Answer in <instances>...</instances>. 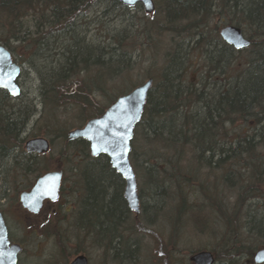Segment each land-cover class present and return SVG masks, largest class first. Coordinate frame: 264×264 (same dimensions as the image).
Wrapping results in <instances>:
<instances>
[{
  "label": "trees",
  "instance_id": "1",
  "mask_svg": "<svg viewBox=\"0 0 264 264\" xmlns=\"http://www.w3.org/2000/svg\"><path fill=\"white\" fill-rule=\"evenodd\" d=\"M91 2L0 0V41L6 45L11 41L26 42L37 47L52 33L71 32ZM156 4L157 9H162L163 19L152 29L157 34L167 33L172 48L165 52L159 73L149 77L154 78V85L135 128L130 160L141 182L151 184L153 197L169 198L177 207L172 219L174 227L181 230L187 227L184 223L182 228L183 219L201 216L200 227L193 223V229H186L224 232L216 244L218 249L212 251L219 253L220 260L217 255L216 259L221 264H236L242 254L253 256L257 246H264V215L259 214L257 200L264 198V0H157ZM28 11L38 15L34 30L22 25ZM220 15L224 16L222 21L228 17V24L241 26L251 38V45L236 49L225 42L215 22ZM177 37L194 42L191 50L188 44L182 51ZM118 44L122 50L116 54L86 47L83 53L65 55L64 62L48 69V74L41 77L44 114L38 122L43 121L35 126L53 143L56 138L64 139L57 151V165L65 169L75 164V169L70 168L76 175L73 180L87 183V205L95 217L105 208L107 230L118 222V212L123 213L118 182L124 179L108 156L91 154L86 139H68L69 131H65V122L57 111L70 108L84 125L107 107L99 99L100 92L112 103L117 99L111 87L124 78L122 61L130 60L132 54L129 44L123 45L121 38ZM111 50H119L118 45ZM191 51L203 56L204 80ZM239 55L243 58L237 59ZM214 73L221 77L210 89L206 78ZM47 110L51 114L56 111L55 122L46 118ZM32 111L19 107L8 114V110L0 108V161L10 154L15 160L25 155L19 164V174L23 173L24 179L29 173L38 177L49 169L56 153L47 156L22 149L21 154H14V147L22 145L20 137ZM228 193L233 204L223 201V195ZM138 226L145 229L144 225ZM117 244L118 260L135 258L136 248H121L123 237Z\"/></svg>",
  "mask_w": 264,
  "mask_h": 264
},
{
  "label": "rangeland",
  "instance_id": "2",
  "mask_svg": "<svg viewBox=\"0 0 264 264\" xmlns=\"http://www.w3.org/2000/svg\"><path fill=\"white\" fill-rule=\"evenodd\" d=\"M116 1L120 3L119 0H92L89 9L80 14V17L78 21H76L75 27L71 32L63 30L62 32L60 30L61 32L58 31L52 33L48 40L44 41L43 44L37 47L36 45H27L26 42L21 44L19 41H11L10 46L16 50L17 59L23 63V76L20 81L22 86L21 96L9 97L6 100L9 104V111H18L19 107L33 110L30 121L20 137V139H23V142L21 143L22 145L20 147H14V154H21L22 149L25 150L24 145L28 139L44 135L39 134L35 128L37 123V126L40 124L42 125L43 119L39 122L38 120L44 114L43 96L41 93V77L48 74V69L64 62L67 55L73 54L76 51L83 53V51H85L84 48L86 47H99V50L109 51V54H116L122 50L119 48L120 44H118V39L121 38L123 45L129 44L127 46H129V49L132 51L130 60L126 59L122 61V65L119 64L122 69H126L124 72V78L122 77V79L117 81L114 85L112 84L113 87L110 86L114 92L118 94L115 98H117L120 93L128 92L133 87L145 82L149 77H152L151 75L159 73L160 67L164 63L165 52L169 48H172V41L167 33L157 34L154 32L155 30L153 31L152 29L154 23H160L159 21H162V9H157L156 4L155 11L153 13H147L142 4L125 6L122 3L117 4ZM156 1L157 0H155V2ZM223 17V15H220L215 19V22L218 23L219 31L221 27L227 25L230 21L228 17H225L222 21ZM37 21L38 15L32 11H28L22 18V25L24 28L34 30ZM40 28L42 27L40 26ZM176 40L182 45V51L187 50L188 44L190 45L188 50H191V46L194 43L192 41L189 42L188 39H180L179 37H177ZM47 41H49V43H47ZM28 43L31 44L30 40ZM116 45H118L119 50H111ZM96 53L98 52L96 51ZM190 53L192 54L193 62L198 67L197 72L200 75L203 74L204 80L205 70L201 67L202 61L204 62V59L201 58L203 56H201L200 53L196 54L193 51ZM239 57L243 58L242 55H239L237 56V59H239ZM126 66H128V68H126ZM215 76L214 73V76L206 78L208 79V86L210 89L215 88V80L218 79L220 81L219 77L221 76ZM0 98H2L1 92ZM99 99L107 107L112 103V101H109L107 96L102 95L101 92L99 93ZM4 110H6V108H4ZM63 110L65 111V108L58 110L57 115L60 116L62 122H65V131L83 125V123L72 114L73 111L70 108L65 112ZM55 114L56 111H53L51 114L50 111L47 110L46 118L50 122H55ZM53 124L54 123H52L51 126ZM44 136L47 137V135ZM48 137L50 139V136ZM51 143V150L45 154L51 156V154L56 153L51 160L52 163L50 164L49 169H62L63 167L57 165L60 158L57 151L59 146H62L64 143V139L62 137L56 138L55 143L52 141ZM80 151L81 150H78L76 152ZM21 155L15 160L13 155L10 154L9 158L0 161V163H4V170L0 165V191H7V193L10 194V197H19L20 192L33 184L37 178V176L32 173L27 174L25 179L22 176L23 173L19 174V164L24 161L25 157V155ZM49 160L50 159H47L48 162ZM77 161L78 158H76L75 162ZM15 165L18 166V171ZM73 165L75 166V164ZM74 166L70 168L75 169ZM70 168H65L68 175L74 174L70 172ZM134 169L137 171L135 167ZM45 171L46 170L42 173ZM24 180L26 182L21 184ZM137 183L141 202L144 206V210L139 215V225H144L145 229L142 230L138 226L137 232H133L131 242L130 234H127V232L124 233V245L121 246L124 250H127L128 246L136 248L135 258L127 257L125 261L114 262L113 259L107 257L106 262V259L100 256L98 250L91 249V264H193L190 260L192 252L200 249L213 250V248H217L216 244L224 232L192 231L193 223L194 226L197 225L199 227L202 224L201 216L196 219L185 218L182 220L180 223L182 228L184 223H186L187 227L191 229H186L187 227L185 226L181 230L174 227L173 225L175 223L172 225V219H174V216L177 214V207L173 204L171 205L169 198L165 197L163 200L154 198L153 189L150 188L151 184L145 181L141 182L139 175H137ZM223 196L225 199L223 200L224 202L228 204L234 203V199L229 197V193ZM0 198L3 199V196H0ZM257 200L260 201V207L258 210L259 214L264 215V198ZM11 224L12 230H17V221H14L13 218H11ZM259 246L257 247L259 248ZM56 251V249H53L51 243L46 244L45 247H35V245L32 247L30 246L29 251L27 252L29 254L27 262L28 264H44L49 255L56 253ZM38 254L39 256H42L39 257ZM216 255L218 258L219 253H216ZM239 257L240 258L236 264H256L253 256H248L246 253Z\"/></svg>",
  "mask_w": 264,
  "mask_h": 264
},
{
  "label": "water",
  "instance_id": "3",
  "mask_svg": "<svg viewBox=\"0 0 264 264\" xmlns=\"http://www.w3.org/2000/svg\"><path fill=\"white\" fill-rule=\"evenodd\" d=\"M126 6L142 4L147 13L156 9L155 0H119ZM222 39L236 49L251 45V38L241 26L227 24L221 27ZM21 66L13 62L11 52L0 44V87L7 89L13 97L21 93L16 82ZM154 78H148L132 90L123 93L98 116L90 118L83 126L69 130V140L86 139L90 144L93 156L107 155L112 167L125 181L124 194L130 206L140 212V194L138 192L137 175L130 160L135 128L140 123ZM29 153L44 154L51 149V140L45 136L30 138L25 143ZM62 170H51L39 176L31 188L21 192V201L31 210H38L44 199L58 197ZM19 245H10L8 228L0 211V264H17ZM194 264H215V255L208 249H201L190 255ZM256 263H264V247L257 250L254 256ZM72 264H88L84 255L78 256Z\"/></svg>",
  "mask_w": 264,
  "mask_h": 264
},
{
  "label": "flooded vegetation",
  "instance_id": "4",
  "mask_svg": "<svg viewBox=\"0 0 264 264\" xmlns=\"http://www.w3.org/2000/svg\"><path fill=\"white\" fill-rule=\"evenodd\" d=\"M20 43L23 44V42ZM0 44L9 49L13 62L21 66V72L16 79L21 88L19 95L21 96L22 86L20 81L23 76V63L17 59L16 50L10 44L6 45L1 41ZM0 92L2 93L0 108H6L9 114V104L6 100L12 95L7 89L2 87H0ZM59 170L63 171V176L58 197L56 199H44L42 205L36 211L26 207L20 196L22 191L31 190L36 180L33 184L23 189L17 198L10 197L7 191H0V196H3V199L0 198V211L8 228L9 243L10 245H19L21 247L17 264H28L27 257L29 254L27 252L30 246L45 247L48 243H51L53 249L57 251L54 254H50L44 264H72L80 255L86 256L88 264H91V249L98 250L100 256L104 257V259L108 257L113 259L114 262L121 261L118 260L115 254L119 246L117 243L121 242V237L124 238V233L126 232L130 234L131 242L133 232H137L139 215L144 210L142 202L140 213L130 208L124 194L125 181L122 183L118 182V191L123 200V213L121 210L118 212V222H115L107 230L105 208L100 210V216L97 218L87 205L90 201V193L85 187L87 183L73 180L76 175H68L67 170L63 168ZM48 171L51 170L48 169L45 172ZM111 192L114 193L115 191L112 190ZM11 218L17 221V230L15 231L11 228ZM214 254L216 256L215 252ZM215 264H221V262L216 259Z\"/></svg>",
  "mask_w": 264,
  "mask_h": 264
},
{
  "label": "bare ground",
  "instance_id": "5",
  "mask_svg": "<svg viewBox=\"0 0 264 264\" xmlns=\"http://www.w3.org/2000/svg\"><path fill=\"white\" fill-rule=\"evenodd\" d=\"M89 7H90V5L84 11H82L81 13L85 12L87 9H89Z\"/></svg>",
  "mask_w": 264,
  "mask_h": 264
}]
</instances>
